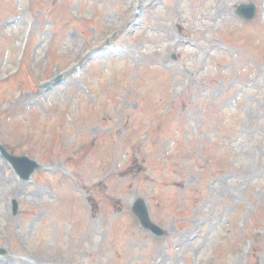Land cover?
Here are the masks:
<instances>
[{
  "label": "rangeland",
  "instance_id": "rangeland-1",
  "mask_svg": "<svg viewBox=\"0 0 264 264\" xmlns=\"http://www.w3.org/2000/svg\"><path fill=\"white\" fill-rule=\"evenodd\" d=\"M0 143V264H264V0H0Z\"/></svg>",
  "mask_w": 264,
  "mask_h": 264
},
{
  "label": "water",
  "instance_id": "water-1",
  "mask_svg": "<svg viewBox=\"0 0 264 264\" xmlns=\"http://www.w3.org/2000/svg\"><path fill=\"white\" fill-rule=\"evenodd\" d=\"M236 14L242 18H252L254 15V7L253 5H239L237 7L236 10ZM11 159L14 161V163L16 164V167L18 169V171L22 174L23 177L28 176V174H30V172L36 167V164L32 161H28L25 158L21 159L19 158L18 161H22L21 162H16L14 160V158L11 157ZM27 164V165H25ZM132 210L134 211V213L137 215V217L139 218L140 224L148 229H151L152 231L160 234L162 231L156 226L154 225L150 219H149V213H148V208L146 207L144 201L138 199L132 207Z\"/></svg>",
  "mask_w": 264,
  "mask_h": 264
}]
</instances>
